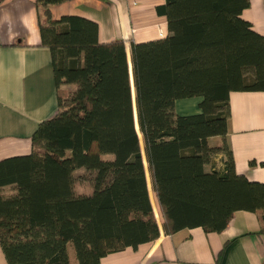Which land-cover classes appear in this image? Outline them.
Here are the masks:
<instances>
[{
	"label": "trees",
	"instance_id": "obj_1",
	"mask_svg": "<svg viewBox=\"0 0 264 264\" xmlns=\"http://www.w3.org/2000/svg\"><path fill=\"white\" fill-rule=\"evenodd\" d=\"M64 1L37 0L57 112L33 133L31 153L0 161L8 263L98 264L157 238L140 134L165 232H220L247 210L264 234V182L236 171L226 142L230 93L264 91V36L242 17L250 0H165L157 11L168 36L131 42V64L124 40L99 41L97 22L55 19L51 7ZM192 97L202 98L201 111L177 113L176 101ZM219 155L223 166L208 168ZM80 168L95 173L89 195L75 192ZM11 184L17 192L4 194Z\"/></svg>",
	"mask_w": 264,
	"mask_h": 264
},
{
	"label": "crops",
	"instance_id": "obj_2",
	"mask_svg": "<svg viewBox=\"0 0 264 264\" xmlns=\"http://www.w3.org/2000/svg\"><path fill=\"white\" fill-rule=\"evenodd\" d=\"M164 3L165 0H66L53 5L51 12L55 19L78 15L97 22L99 41L124 40L131 64V42L168 36L167 17L157 11ZM242 17L264 36V0H250ZM41 19L42 7L37 0H0V161L31 153L33 133L42 121L57 112L52 56L42 43ZM131 82L134 93L132 76ZM201 100V97L179 99L175 110L179 114L199 113ZM229 103L226 142L232 150L235 169L251 181L264 182V91H233ZM144 166L155 207L158 201L147 160ZM222 166L223 158L219 155L208 168ZM75 175V192L91 194L95 173L80 168ZM2 192L15 194L16 185L4 186ZM159 226L160 235L154 240L109 253L98 264H264V234H257L261 221L253 211H235L220 232L193 227L167 233L162 222ZM0 264H9L1 243Z\"/></svg>",
	"mask_w": 264,
	"mask_h": 264
},
{
	"label": "rangeland",
	"instance_id": "obj_3",
	"mask_svg": "<svg viewBox=\"0 0 264 264\" xmlns=\"http://www.w3.org/2000/svg\"><path fill=\"white\" fill-rule=\"evenodd\" d=\"M61 88L63 90H66L68 93H72L76 89V85H74V84H63L61 86ZM140 138H141V143H142L143 157H144V160L146 162V156H145V151H144L143 139H142V135L141 134H140ZM154 208H155V214H156L157 220H158L159 223H161L162 222V215H161V212H160V210L158 208V205L156 204Z\"/></svg>",
	"mask_w": 264,
	"mask_h": 264
}]
</instances>
